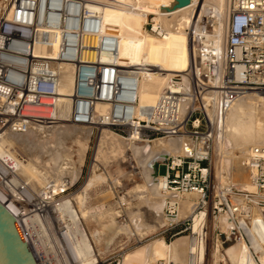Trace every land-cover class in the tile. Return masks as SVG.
Instances as JSON below:
<instances>
[{"label":"built area","instance_id":"obj_1","mask_svg":"<svg viewBox=\"0 0 264 264\" xmlns=\"http://www.w3.org/2000/svg\"><path fill=\"white\" fill-rule=\"evenodd\" d=\"M115 4L117 0H0L1 205L17 219L19 227V218L8 208V204L19 200L13 179L19 166L17 148L27 142L23 135L32 126L57 121L54 99L58 95L59 65L70 64L74 73L70 108L73 124L88 125L96 120L116 131L126 127L129 135L134 133L140 142L182 135L192 140L191 155H172L156 168L155 175L165 182L164 216L176 221L167 231L174 236L191 229L188 236L193 246L205 239L204 221L194 234L193 226L187 227L189 219H178L180 198L195 194L192 221L201 211L215 221L228 217L233 228L226 235L236 234V242L249 243L247 231L253 211L257 210L264 221V145L251 146L247 153L246 168L253 190L237 192L230 188L227 196L211 203L209 152L213 149L214 124L210 113L219 124L245 92L264 93V0H231L222 42L206 36L214 30L211 22L196 21L197 29L190 35L189 67L183 80L171 78L160 92L158 106L163 110L155 121L136 115L134 93L139 69L135 66L120 70L117 37L103 29L101 8ZM144 27L158 37H163L168 29L155 21H147ZM41 32L57 33L52 52H36ZM86 37L94 42H85ZM117 76L121 78L120 85ZM98 105L107 107L98 110ZM144 112L149 114L150 110ZM201 127L203 130L199 131ZM160 166H164V174H159ZM50 186L56 183L50 181L47 187ZM21 189L25 195V187ZM232 196L242 197L243 203L232 204ZM26 202L31 208V197ZM27 242L37 264H75L73 256L69 260L64 255V259L43 263L34 246ZM70 252L73 254L75 247ZM107 264L125 263L117 258ZM185 264L206 263L190 250Z\"/></svg>","mask_w":264,"mask_h":264},{"label":"bare ground","instance_id":"obj_2","mask_svg":"<svg viewBox=\"0 0 264 264\" xmlns=\"http://www.w3.org/2000/svg\"><path fill=\"white\" fill-rule=\"evenodd\" d=\"M205 1L206 0H204V3L201 5L200 1L196 4V0H190L186 5L176 6L178 0H117V4L106 5L101 8L103 29L107 33L117 37V56L120 70L133 68L135 66L139 69L137 72L139 79L137 82L136 91L134 93L136 98L134 107L138 118H145L152 121L160 118L161 111L163 110L160 105L158 106L160 92L169 83L171 78L176 80L184 79L183 73L188 69L192 57V49L190 44L191 31L193 29H197L195 23L197 20H200L201 12L204 13V17L206 19L204 20L202 18L204 21L208 23L217 22L218 24L214 27L213 32L206 33V36H212L216 42H222L224 40L223 33L225 32V26L230 13L231 0H207L208 5H210L208 9L204 8V6H207ZM149 15H155L154 21H156V23H160L168 27L167 33L163 37L155 36L145 29L144 25L147 22ZM56 40L57 33L41 32L36 40V52L41 54L52 52L56 47ZM84 40L85 42H94L93 39L88 37L84 38ZM59 74L60 80L57 89L58 95L54 99V113L57 121L52 122L54 125L38 123L39 125L32 126L31 129L26 131L23 135L25 137L23 140L30 142L31 137L28 136L40 134L41 131L48 135V132L50 134L52 128H56L58 134L63 135L65 138H58L57 142H54V145L50 144L49 148L41 149L37 157H35L37 160H31V162L28 160L24 162H22V160L17 161V165H19L18 167L23 168L21 170L23 171L21 174L26 172L28 179H30V175L33 177V175L37 172L36 164H38L41 157L50 155V151L51 153L54 150L55 152L57 151L56 153L54 152V154L50 155L53 159L52 161L54 169L63 167L71 158L66 152L67 147L65 148V140L67 135L73 133V128L75 129V124H67V122L70 121L71 95L74 84L73 66L70 64H60ZM120 79V76H117L116 80L118 85L121 83ZM106 107L107 106L105 105H98L97 109H105ZM147 109L150 110L149 114L144 112ZM210 116L214 124V127L211 129L215 143L213 152L216 151L215 154L218 153L221 155L222 162L226 164L227 172L230 176H228L225 181H232L235 185L238 183L242 184L244 187H246V190H250L253 187L249 181H245V178H243V173L246 169L245 163L249 148L251 146L264 145V93L260 91L245 92L244 96L234 103L231 109L227 112L224 120L219 124L217 121L214 122V118L212 117L213 115L211 113ZM92 125L101 126L102 124L99 121L94 120L91 124L83 126V128L87 129L86 134H84L85 136L90 135ZM99 131L100 142L101 140L103 142H107V144L110 145L109 148L112 147L111 149L119 147V149L121 148L123 151L130 149V151L133 153H137L139 150L143 152L142 163L145 168L142 172L145 180L148 182L147 189H149V195H151L149 202L154 205L152 207L154 210V213H152L154 220L153 218L150 219L149 217V219L153 221L152 224H147L146 227L147 229L159 228L161 226V222L166 220L165 216L159 218L160 211H164V197L161 196L160 190L164 188L165 182L163 177H156L154 162L157 159L163 161L166 153L190 154L193 150V142H190L189 140L186 142V139L184 140L183 138L188 136L182 135L173 138L170 137L171 139H169L168 144L161 140L163 138H158V140H152V144H147L144 147H137L134 145V140L137 137H135L134 133H130L128 140L126 142L121 141L122 143L120 144L122 145L117 146L119 144H116V142H119L120 140L116 138V134L114 135L113 132H109V130L105 129V127L102 128V126L101 130ZM38 136H41V134ZM178 138L181 139L179 140ZM84 140L85 139H83V141ZM23 144L24 143H22V145ZM30 150H32V148ZM100 152L97 151L96 155L94 156L99 157ZM81 159L80 161H82ZM20 163H22V165ZM76 174L77 173L75 172L73 178L76 177ZM24 175L25 174H23V177L25 178L26 175ZM139 186L142 191L146 190L144 185ZM25 189L27 190V187ZM227 189L224 191L225 194L230 193L227 192ZM195 196V194H188L185 196V199H183L184 197L180 198L182 207L180 209L179 216L183 214H189V216L191 215V204ZM45 199H47V197L38 198V196L31 199L33 201V203H31V207H34V210H44L45 208L48 209L50 204L49 201ZM157 199L160 200V203H156L158 201ZM231 200L236 203H243V198L240 199L237 196H232ZM10 202H13V200H10ZM72 203L73 200L68 198V200L65 199L64 202L57 205L56 208H58V210L64 209V212L69 211L70 213H75L73 211ZM8 208L13 210V204H8ZM252 214V230L254 231V234H251V230L249 228L247 231L248 237H250L251 246H248L247 243L237 242L230 247L222 249L220 248L219 244H217L214 252L211 253L212 264H219L220 261H222L223 264H264V221L260 219V213L257 210H254ZM207 215L208 213L201 211L193 217L194 234L198 232L199 226L203 221L206 223ZM74 217L76 223L71 224H76V226L81 230L82 228L79 226L80 222L78 220V216L74 215ZM216 222H218L229 232L233 228V222L225 216L219 217ZM115 228L117 229V227ZM81 231L83 232V230ZM112 231L113 230L110 232ZM107 233L109 234V232ZM202 235H204L205 239L198 241L196 246L191 244V237L189 236H180L171 241V243H168L162 238L155 239L149 244H146L144 247L139 248L127 255L125 262L126 264L129 262H132L133 264H157L156 262L162 258L163 262H160V264H178L180 260L179 258L184 256L183 258L185 260L187 259V255L190 250L195 251L199 257L203 258L205 262L207 232H202ZM91 236H93V239L96 243H103L102 249L104 250H108L111 245L118 246L117 242L114 240L115 237L111 238L109 236L111 239L107 238V240L102 242L100 239L101 237H99V232L95 230ZM84 238L87 244H89L86 247V251L80 252L79 255V250L80 248L82 249V247L76 244V242L80 239L76 233V248L75 252L72 254L73 261L75 264H94L98 262V252L97 254L94 253V248L90 244V239H88L85 234ZM102 239H105V237ZM100 254L101 253H99V256ZM183 262L180 260L179 264H183Z\"/></svg>","mask_w":264,"mask_h":264},{"label":"rangeland","instance_id":"obj_3","mask_svg":"<svg viewBox=\"0 0 264 264\" xmlns=\"http://www.w3.org/2000/svg\"><path fill=\"white\" fill-rule=\"evenodd\" d=\"M199 1L201 5L202 3H204L203 2L204 0H199ZM199 1L196 0V4ZM205 3L207 6H204V8L208 9V7H210V5H208V1L206 0ZM154 17L155 15H149L147 20L148 23L154 22ZM203 17H204V13L201 12L200 21L203 20L202 19ZM211 24H213V27L218 25L217 22H213V23L211 22ZM68 123L72 124V122L70 121L67 122V124ZM83 126L85 125L75 124L76 130L73 128V133L66 136L65 148L67 147L66 152L69 154V157H71L67 161L66 165L60 167L59 169L58 168L54 169L53 161H52L53 159L50 156L51 154H54L55 152L54 150L52 153L50 151V155L41 157L38 164H36L37 172L33 175V177H31L30 175L29 177L30 179H28L26 172L23 173L26 175V176L24 175L25 178L23 177V174H21L23 172L21 171L23 169L22 167L20 168L18 167L19 170L17 169L15 171V176H13L14 179L16 178L14 180V183L18 188L17 193L19 200H16V202H14L13 210L11 211H13V213H15L17 217L20 219L19 229L22 233V236L23 238L27 239L29 242H32L31 244L34 246L35 251L37 252V255L39 256L41 262L45 263L48 260H54V261L61 260V258L64 259V257L71 260L72 252H70V249L72 247L76 248L75 246L76 233L80 238L79 241L76 242V244L82 247V249L80 248L79 250V255L80 252L86 251V247L89 244V243L87 244V242L85 241L84 238V234H85V236L88 237V239H90L91 242L90 244L94 248L93 250L94 253L97 254L98 252L97 257H98V263L100 264H107L117 258L123 259L124 263L126 264L125 261L127 255H129L130 253H132L133 251L139 248L144 247L146 244H149L155 239L162 238L168 243H171V241H173L174 239L180 236H188L190 234L191 229L181 232L180 234L174 236H173V232L167 231L170 225L176 222L171 219L163 220L161 222V226L157 229H152L149 227H148L149 229H147L146 227L147 224H152V221L154 220L152 216V213H154L152 207L154 205L149 202L150 201L149 198L151 195H149L150 191L149 189H147L148 182L145 180L142 172L143 169L145 168V166L142 163L143 152L139 150V152L133 153L132 151H130V149L127 151L126 150L123 151L121 150V148L119 149V147H116L118 149L117 150L116 148H114L115 146L113 147L114 149H111L112 147L109 148L110 145L107 144V142H103L102 140L100 142L99 139L100 138L99 130H101V126H102V128L105 127V129L109 130V132H113L114 135L116 134L117 136L116 138L120 140V141L118 140L119 142H116V144L118 143L119 145L117 146H120L122 145L120 143L126 142L128 140L129 137L128 129L126 127H119V130L116 131L115 129L109 128L104 125L101 126L92 125L90 130V135L85 136L84 134H86L87 129L83 128ZM202 130L203 127H201L199 131ZM82 131L85 132L83 133ZM40 134L41 136H38ZM40 134H34V136L32 135L33 138L32 136H28L31 137L30 140L31 143L25 142V145L24 144L18 145L17 160L19 161L22 160V162L28 160L31 162V160L33 161L36 159L35 157H37L41 149L49 148V145L50 144L54 145V142L56 143L58 138L60 139L64 137L63 135L58 134L56 128H52L50 134L48 132L49 136L46 135L45 132L43 133V131H41ZM77 135H79L80 137ZM171 138L164 137L161 140H163L165 143L168 144V141ZM83 139H85L84 140L85 143ZM183 139L184 140L186 139V142L188 140L192 142L191 139L188 137ZM147 144H152V141L140 142L134 140V145L137 147H144ZM45 145L48 147H46ZM214 146L215 143L213 140V145H212L213 149L209 152V158H210L209 196L211 203L217 202L218 199H221V196L223 195L226 196L227 193L225 194L224 191H226L227 188L228 189L235 188L237 192L252 191L253 188H251L250 190H246V187H244L242 184L238 183L235 185L232 181L229 180L227 182L225 181V179H227L229 176L227 172V166L222 162L221 155L218 153H216L217 154L216 155L215 154L216 151L213 152ZM31 148L32 150H30ZM97 151L98 152L101 151L99 157L94 156L96 155ZM166 154L168 158L172 155H177L182 153H174V154L166 153ZM80 159L82 161H80ZM72 160L74 163L72 162ZM158 162L159 161L154 162L155 169L159 164ZM20 164L22 165V163ZM76 169L80 172H78ZM246 169L243 173V178H245V181L248 182L249 179ZM17 172L20 173L22 177ZM75 172L77 174L76 177L73 178ZM164 172H165L164 166H160L159 174H164ZM71 177L73 178V180ZM23 180L25 183L23 182ZM50 181L56 183V186L47 187V183ZM139 185H144L146 190L142 191ZM22 186H24L25 188L27 187V190L25 189L24 191L25 195L21 193ZM160 193L161 196L165 195L163 193V189L160 190ZM37 196L38 198L47 197V200L49 201L50 204L49 208L48 209L45 208L43 212L33 211L32 207L30 208L28 205H26L27 203L26 200L28 198L32 197L31 199H33L36 198ZM185 196L186 195H184L183 199H185ZM213 197L216 198L213 199ZM68 198L73 200L72 206H73V211L75 213L72 212L70 213L69 211L64 212V209L58 210V208H56L57 205L64 202L65 199L68 200ZM239 198L242 199V197L240 196ZM229 199H231V197H229ZM157 200L159 202L157 201L156 203H160V200L159 199ZM74 215L78 216L79 218L78 220L80 222L79 226L80 228H82L81 230H83V232L76 226V224H71V223H76ZM208 215L206 216V223H205V227H207V229L205 230L207 232L205 263L212 264L211 253L214 252L215 248L217 247V244H219L220 248L223 249L230 247L237 242L234 240L236 234L227 236L226 233H228L229 231L223 228L218 222L212 220L211 217ZM159 216H158L159 218H162L164 216V211H160ZM149 217L150 219L153 218V220L151 221ZM178 219L180 221L183 219L186 220L189 219V221L187 222V227L189 228H191L194 224V222L192 221V215L189 216V214L180 215ZM115 227H117V229ZM248 228L251 230V234H252L254 232L252 230V223H251V227ZM176 229H179V227ZM94 230L99 232V237H101L100 239L102 242L107 240V238L111 239L115 237L114 240L115 242H117L118 246L111 245L108 250L102 249L103 243L102 244L96 243L93 239V236H91ZM111 230L113 231L110 232ZM114 231L116 234L114 233ZM107 232H109V234L111 235H109ZM104 237L105 239H102ZM248 238H249V243L247 242V244L248 246H251L250 237ZM99 253H101L100 256ZM62 255H64V257ZM183 257L179 259L182 262L184 261L183 264H185L186 260ZM162 260L163 259L161 258L156 263L160 264V262H163ZM180 260L178 264L180 263ZM88 264H92V263H88ZM128 264H133V263L129 262ZM219 264H223L222 261H220Z\"/></svg>","mask_w":264,"mask_h":264},{"label":"water","instance_id":"obj_4","mask_svg":"<svg viewBox=\"0 0 264 264\" xmlns=\"http://www.w3.org/2000/svg\"><path fill=\"white\" fill-rule=\"evenodd\" d=\"M190 0H178L176 6H183ZM192 152L188 155H191ZM157 159L155 162H164ZM156 170V169H155ZM229 201L232 204L231 199ZM0 264H37L34 254L27 240L23 238L18 227L17 219L11 215L0 203Z\"/></svg>","mask_w":264,"mask_h":264}]
</instances>
